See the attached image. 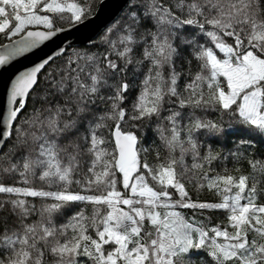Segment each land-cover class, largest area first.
Returning a JSON list of instances; mask_svg holds the SVG:
<instances>
[{
  "label": "snow or ice",
  "instance_id": "obj_1",
  "mask_svg": "<svg viewBox=\"0 0 264 264\" xmlns=\"http://www.w3.org/2000/svg\"><path fill=\"white\" fill-rule=\"evenodd\" d=\"M103 6L0 0V65ZM89 43L0 106V264H264V0H127Z\"/></svg>",
  "mask_w": 264,
  "mask_h": 264
},
{
  "label": "water",
  "instance_id": "obj_2",
  "mask_svg": "<svg viewBox=\"0 0 264 264\" xmlns=\"http://www.w3.org/2000/svg\"><path fill=\"white\" fill-rule=\"evenodd\" d=\"M127 6V0H104V6L98 15L76 30H70L59 34L46 45L33 49L30 53L18 56L6 65H0V106L6 105V93L10 88L11 81L21 71L32 67L36 62L52 54L57 48L89 46V40L94 41L98 35L114 21ZM6 40L0 44H7Z\"/></svg>",
  "mask_w": 264,
  "mask_h": 264
},
{
  "label": "trees",
  "instance_id": "obj_3",
  "mask_svg": "<svg viewBox=\"0 0 264 264\" xmlns=\"http://www.w3.org/2000/svg\"><path fill=\"white\" fill-rule=\"evenodd\" d=\"M126 10H127V6L123 9V11L118 15V17L115 20L120 19V17H122L125 14ZM103 31H104V29H103ZM103 31L98 35V37L94 41H98L99 40V37L103 33ZM4 40L6 41L7 39L4 38V37H0V43L4 42ZM87 47H91V45H89V46H80V47H69V48H67V54H71L74 49H82V48H87ZM57 62H59V61H57ZM41 83H42V81H41ZM228 123L229 122L226 121V124H228ZM229 126L233 127L235 125L234 124H229ZM144 135H145V132L141 131V136H144ZM148 135L151 138H154V134L148 133ZM236 140H237V138L235 136L229 138L228 139V145L232 146L236 142ZM217 150H220L219 146H217ZM224 150L227 151V148H225ZM249 151L250 152H261V153H264V137H261V138L257 139L256 142L254 143L253 147L250 148ZM194 195H195V193H194ZM200 195H201V198H210V197H208L207 193H202Z\"/></svg>",
  "mask_w": 264,
  "mask_h": 264
},
{
  "label": "rangeland",
  "instance_id": "obj_4",
  "mask_svg": "<svg viewBox=\"0 0 264 264\" xmlns=\"http://www.w3.org/2000/svg\"><path fill=\"white\" fill-rule=\"evenodd\" d=\"M8 40V39H7ZM5 41V40H4Z\"/></svg>",
  "mask_w": 264,
  "mask_h": 264
}]
</instances>
